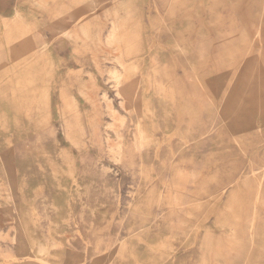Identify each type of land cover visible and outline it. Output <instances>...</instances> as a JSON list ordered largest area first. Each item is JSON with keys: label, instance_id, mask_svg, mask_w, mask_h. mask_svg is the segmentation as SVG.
Instances as JSON below:
<instances>
[{"label": "rangeland", "instance_id": "374dc122", "mask_svg": "<svg viewBox=\"0 0 264 264\" xmlns=\"http://www.w3.org/2000/svg\"><path fill=\"white\" fill-rule=\"evenodd\" d=\"M0 264H264V0H0Z\"/></svg>", "mask_w": 264, "mask_h": 264}, {"label": "bare ground", "instance_id": "6f19581e", "mask_svg": "<svg viewBox=\"0 0 264 264\" xmlns=\"http://www.w3.org/2000/svg\"><path fill=\"white\" fill-rule=\"evenodd\" d=\"M124 28H125V23L120 21L119 19H114L111 23L110 33H109V37H108L109 43H110V46L112 47V49L114 51H118L119 53L115 52L113 63L107 69L108 78L111 79L112 87L114 88L116 95L121 97L120 107L122 109L117 108L116 106H112V103L110 102L109 97L107 96L106 93H104L102 95L103 101L105 103L106 113H107L108 117L111 119V121H107L105 123V129L113 132V135H114V138L112 140L107 139V141H108L107 153L111 158H114L115 160L116 159L117 160L118 159H125L126 157L129 159H132L134 157L133 153L135 151L141 152L142 149L146 145H148L152 142L153 137H154V134L152 132L149 133L142 128V122H141L142 111L139 109L138 102H137V97H138L137 93L139 90V87H138L139 82L137 81V79L135 77L136 73H137V68H136V66L130 67V66L126 65L124 52H123V50H121V46H122V42L124 41V38L121 37L120 32ZM29 56H27L26 58H29ZM19 65H20V63L19 64L17 63L15 66H19ZM20 82L21 81L19 78L16 79L17 84L20 85ZM16 106L18 109L20 108V103L18 102V100H17ZM145 109L148 110V108H146V107H145ZM120 110H122L124 112H128V115L133 120L134 127H135L134 146L132 145L126 149L124 148V146L127 145V143H125V138H124V129L121 127L126 122H125V116L120 113ZM142 110H143V108H142ZM67 113H68V111L65 112V116L63 117V119H65V120H64V122H62V124H64L63 127H64L66 133L72 134L73 133V129H72L73 128V126H72L73 118L70 117V119H69L68 117H66ZM98 125H99V122H96L95 128L97 130H99ZM62 141H64V139ZM46 144H47V142H46ZM48 145H50V144H48ZM55 147H59V146L56 145ZM50 149H52V148H50ZM261 176H262V174H261ZM73 180H75V179H73ZM253 220H254V218L252 217V219H250V221H253Z\"/></svg>", "mask_w": 264, "mask_h": 264}]
</instances>
